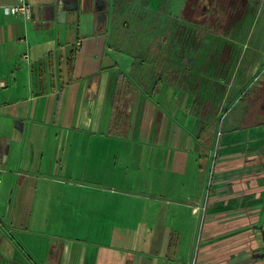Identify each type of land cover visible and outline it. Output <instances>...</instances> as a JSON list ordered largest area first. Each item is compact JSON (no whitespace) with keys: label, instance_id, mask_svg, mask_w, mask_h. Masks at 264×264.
I'll list each match as a JSON object with an SVG mask.
<instances>
[{"label":"crops","instance_id":"1","mask_svg":"<svg viewBox=\"0 0 264 264\" xmlns=\"http://www.w3.org/2000/svg\"><path fill=\"white\" fill-rule=\"evenodd\" d=\"M27 1L0 0V264H264V0ZM110 10L165 43L148 66Z\"/></svg>","mask_w":264,"mask_h":264},{"label":"rangeland","instance_id":"2","mask_svg":"<svg viewBox=\"0 0 264 264\" xmlns=\"http://www.w3.org/2000/svg\"><path fill=\"white\" fill-rule=\"evenodd\" d=\"M138 12L141 14L142 12H144V10H140ZM106 13L107 11L102 12V17L104 19H106ZM112 13H113L112 10H110L109 14H110V20L112 22V26L110 30L113 31V35L115 36L116 39V45L124 50L136 51L140 53L143 57H145L144 61L148 66V62H149L148 59L152 55V52L155 51L154 49L159 48L163 50L165 43L163 44L159 43V45H155L149 33L148 27L144 25L143 22L138 23V19H136V13H137L136 11L129 10V11H124V13L123 11H120L119 15L114 16V18ZM144 18L147 19V17L145 16ZM214 26L203 25V27L208 31L213 30ZM221 123H225V122H222V119H220V121L218 122L217 128L215 129L214 138L212 139L211 149L209 151L208 157L207 159L204 157V159L202 160V163L203 164L208 163L210 168L214 163L215 154L218 152V149L222 143ZM160 204L162 206L167 207L166 204L169 203L162 201V203Z\"/></svg>","mask_w":264,"mask_h":264},{"label":"built area","instance_id":"3","mask_svg":"<svg viewBox=\"0 0 264 264\" xmlns=\"http://www.w3.org/2000/svg\"><path fill=\"white\" fill-rule=\"evenodd\" d=\"M5 13L11 15H20L25 20H30L31 8L27 0H16L13 5L3 7ZM80 43H76V48H79ZM25 58V56L23 57ZM205 206L202 203H195L191 208V213L196 216L199 221L204 212ZM201 220V219H200ZM201 224V223H200Z\"/></svg>","mask_w":264,"mask_h":264},{"label":"water","instance_id":"4","mask_svg":"<svg viewBox=\"0 0 264 264\" xmlns=\"http://www.w3.org/2000/svg\"><path fill=\"white\" fill-rule=\"evenodd\" d=\"M102 2H103L102 0H98L96 3V10L98 11L99 16H102V12H103ZM58 15L64 16L65 13L64 11H60Z\"/></svg>","mask_w":264,"mask_h":264},{"label":"trees","instance_id":"5","mask_svg":"<svg viewBox=\"0 0 264 264\" xmlns=\"http://www.w3.org/2000/svg\"><path fill=\"white\" fill-rule=\"evenodd\" d=\"M215 28H217L216 25L214 26V29ZM72 62H73V54H71L70 57H69V61H68L69 69H71Z\"/></svg>","mask_w":264,"mask_h":264}]
</instances>
